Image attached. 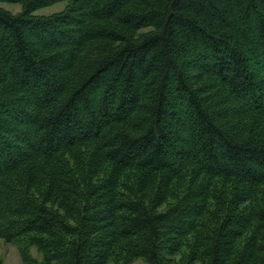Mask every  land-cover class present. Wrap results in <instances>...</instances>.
I'll return each instance as SVG.
<instances>
[{"label": "trees", "instance_id": "trees-1", "mask_svg": "<svg viewBox=\"0 0 264 264\" xmlns=\"http://www.w3.org/2000/svg\"><path fill=\"white\" fill-rule=\"evenodd\" d=\"M0 3L1 238L164 264L214 212L205 264H264V0Z\"/></svg>", "mask_w": 264, "mask_h": 264}, {"label": "rangeland", "instance_id": "rangeland-1", "mask_svg": "<svg viewBox=\"0 0 264 264\" xmlns=\"http://www.w3.org/2000/svg\"><path fill=\"white\" fill-rule=\"evenodd\" d=\"M66 2H62L59 4H55L51 7L43 8L39 10L37 15H50L56 12H60L66 6ZM0 6L5 8L14 14L20 13L22 10L21 5L19 4H10L9 3H0ZM188 180L185 179L184 182ZM183 181L181 185H177L174 189L177 192H181L184 189ZM211 191V200L209 202L210 210L224 208L223 203L228 198L226 194L229 190H227L225 185H222V191L220 190V185L217 183L212 184ZM180 186V187H179ZM225 186V187H223ZM227 190V191H226ZM259 191V190H258ZM257 194V193H256ZM172 197V194H169V198ZM256 205L257 207L264 205V187L260 189L258 195H256ZM171 200L167 201V204H163L161 208H166L168 203ZM218 216L211 212V214L207 215L205 218H201L198 220L197 229L189 236L184 239H175V240H165V244L167 247L171 249L165 250L163 249V261L164 264H205V260L203 259V244L207 243V236L212 232V229L216 225V218ZM32 235L24 236L14 241H6L5 239L0 237V264H47L44 255L40 252L37 246L32 242ZM173 245V248H172ZM175 246V247H174ZM166 247V248H167ZM176 249V250H175ZM196 251V255L193 253ZM124 257H119L112 259L107 264H150L146 261L145 258H133L128 259Z\"/></svg>", "mask_w": 264, "mask_h": 264}]
</instances>
